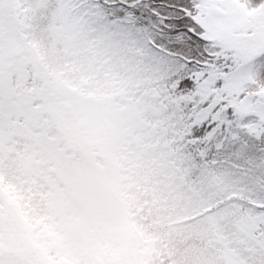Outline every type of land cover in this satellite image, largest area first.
<instances>
[{
	"label": "snow or ice",
	"instance_id": "snow-or-ice-1",
	"mask_svg": "<svg viewBox=\"0 0 264 264\" xmlns=\"http://www.w3.org/2000/svg\"><path fill=\"white\" fill-rule=\"evenodd\" d=\"M0 264H264V0H0Z\"/></svg>",
	"mask_w": 264,
	"mask_h": 264
}]
</instances>
